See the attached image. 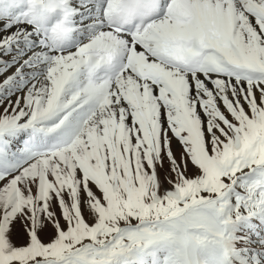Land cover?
Here are the masks:
<instances>
[{"label": "snow or ice", "instance_id": "1", "mask_svg": "<svg viewBox=\"0 0 264 264\" xmlns=\"http://www.w3.org/2000/svg\"><path fill=\"white\" fill-rule=\"evenodd\" d=\"M0 264H264V0H0Z\"/></svg>", "mask_w": 264, "mask_h": 264}]
</instances>
